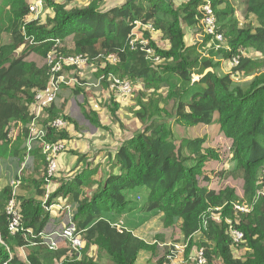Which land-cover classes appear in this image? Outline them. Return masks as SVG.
<instances>
[{"label": "trees", "instance_id": "1", "mask_svg": "<svg viewBox=\"0 0 264 264\" xmlns=\"http://www.w3.org/2000/svg\"><path fill=\"white\" fill-rule=\"evenodd\" d=\"M31 1L0 0V159L14 158L20 165L28 154L33 166L14 176V182H19L16 189L11 184L0 189V264H24L15 254L16 247L27 249L28 264H99L98 257L88 253L91 247L105 253L110 264H135L139 252L153 253L156 246L119 225L121 217L133 213L143 220L155 217L166 228L179 224L189 240L200 232L203 238L196 245L203 248L204 264L216 260L264 264V66L242 55L252 49L264 56V0H242L248 21L241 26L230 0H209L225 46L205 49L207 56L199 51L201 46L186 43L184 29L197 25V8L204 0L180 5L172 0H123L103 10V0L84 5L80 0H40L42 8L52 14L44 21L34 18ZM152 32L168 47H158ZM136 35L139 39L134 41ZM147 49L159 58V67ZM49 54L54 55L51 64L46 60ZM77 55L93 67L97 79L103 76V86H108L109 74L140 86L135 97L138 109L133 112L140 129L122 141L104 177L96 178L99 166H90L78 155L84 167L48 196L47 204L62 197L75 206L72 221L84 241L80 257L66 246L50 250L37 236L26 240L24 231L11 234L6 212L9 200L14 199L24 229L38 233L47 227L49 213L42 206L46 155L39 145L27 151L25 142L34 118V98L48 84L51 66L59 58ZM109 55L116 60L109 61ZM234 55L240 57L239 72L255 73L246 85L215 71L216 56ZM30 56L41 62L29 60ZM61 64L59 73L73 71L74 78L78 77V67ZM193 76L198 79L192 81ZM73 86L74 94L85 96L76 82ZM86 105H80L84 119L97 128L105 127L98 112ZM113 105L110 112L117 121ZM56 118L66 121V126H76L65 114L64 104L53 102L38 119L46 130L44 141L71 138L66 126H50ZM177 124L218 125L229 141L227 160L233 168L228 175L242 178L243 198L233 188L215 191L202 185L210 182L213 173L206 167L219 160V153L204 147L205 137H178L173 129ZM137 188L141 203L135 207L136 201L127 195ZM31 189L34 196L18 194V190ZM236 204L251 209L241 212L234 208ZM231 229L243 233L238 243L233 242ZM157 237L162 239V235ZM158 264H169V259L163 256Z\"/></svg>", "mask_w": 264, "mask_h": 264}, {"label": "rangeland", "instance_id": "2", "mask_svg": "<svg viewBox=\"0 0 264 264\" xmlns=\"http://www.w3.org/2000/svg\"><path fill=\"white\" fill-rule=\"evenodd\" d=\"M123 0H103L102 10L108 9L114 5H117ZM175 5H180L186 0H172ZM79 2V1H78ZM82 4L88 3L87 0H80ZM242 0H230L231 6L234 10L235 19L239 26L245 24L248 19L242 12ZM52 15L46 7L43 6L41 12L38 14L37 19L41 21L45 20L47 15ZM35 18V15H33ZM187 28L185 27V33H187ZM189 29V28H188ZM196 29V32L200 29ZM195 31L191 32L194 33ZM151 37L155 41L156 45L160 48H167L168 45L166 41L160 38V35L156 32H152ZM195 43L200 44L199 40H202L196 33L193 36ZM225 43L223 42V47ZM202 45L201 48L202 49ZM243 56L249 57L254 60H259L261 66H264V56L259 55L255 51L247 50L242 53ZM29 60H34L40 63V59L36 56H30ZM224 59L220 56L215 57V61L218 62V66L215 71L221 75L230 74L233 78L235 84L246 85L255 76L253 74H243L239 72L236 67L232 69L226 68L227 66H222L221 63ZM159 62H157L156 67H159ZM76 83L80 86L85 96L82 94H74L71 88H74L73 80L72 84L64 86V88L59 92L54 103L56 106L64 104V111L69 117H71L75 122L76 126H70L71 129V139L68 142L69 148L66 149L64 154H68L70 150H75L78 155L85 153L86 158L91 159L92 165L100 162L99 166V178L104 177L108 168V163H112V157L116 149L120 146L122 141L129 136H131L135 131L140 129V124L134 117V110L138 109L135 97L136 92L139 91L140 86L132 85V91L130 94H120L113 92L110 86H103L99 80L94 76V69L91 65L86 62L77 64ZM264 71V68H263ZM66 77H74L73 71H63ZM193 78L198 79L197 76ZM82 81V82H81ZM86 100V101H85ZM87 103V107H91L93 110L97 111L101 123L105 126L102 128H97L84 119L80 111V105ZM114 104L117 106V117L118 120H113L112 114L110 112L111 108H114ZM174 132L178 137H205L206 141L204 147H211L219 153V160L209 162L206 169L213 173L211 180L208 183L202 182V185H208L210 189L218 191L225 187L233 188L236 194L243 198L242 185L243 181L240 176H234L229 173L233 168V164L228 162L229 157V141L227 140L225 134L220 130L218 125H198L196 127H185L183 125H174ZM71 154V153H70ZM61 153L58 155V171L55 176L49 181L47 188L50 194L54 193L55 189L65 182V179L71 178L74 172V166L71 167L67 161L69 160L66 156H62ZM69 155V154H68ZM72 157V155H71ZM63 158V160H62ZM71 161V160H70ZM17 160L13 158L11 162L2 161L0 164V187L7 184H11L13 180L14 173L19 168L17 167ZM76 163V162H75ZM30 165L28 162L27 166ZM24 169H27V168ZM80 167V166H78ZM7 169L8 172L5 170ZM222 172L221 175L219 173ZM8 177V178H7ZM140 189H134L128 192L127 198L131 201H136L133 205L135 207L140 206ZM20 191H18V194ZM26 195V194H23ZM34 196V193L31 192ZM62 199V197H60ZM123 216V215H121ZM214 219H217V215H214ZM118 218V217H117ZM115 218V220L117 219ZM143 216H138L135 213L126 214L120 218L119 224L132 227L138 230L142 238L146 239L150 243H154L156 248L153 253L149 251H141L138 254L135 264H158V259L165 256L169 259V264H199L198 256L200 253V247L196 245L200 239L203 238L200 232L194 234L191 240L186 239L181 232V226L176 224L174 227H164L160 221L151 217L148 220H143ZM157 235H162V239L158 238ZM143 239V240H144ZM144 240V241H146ZM192 242V244H190ZM202 248V247H201ZM241 250H244L241 247ZM88 253L95 257H98L99 264H110L108 257L105 253L98 251L95 247L88 249ZM213 264H223L221 261L216 260Z\"/></svg>", "mask_w": 264, "mask_h": 264}, {"label": "built area", "instance_id": "3", "mask_svg": "<svg viewBox=\"0 0 264 264\" xmlns=\"http://www.w3.org/2000/svg\"><path fill=\"white\" fill-rule=\"evenodd\" d=\"M41 9H42V2L40 0L31 1L30 11L33 15L38 16V14L41 12ZM197 11L199 14V18L196 28L198 27L200 31H198L196 35H199L200 38L202 37V40L201 41L199 40V42L202 43L197 44L193 42V44H196L198 46L202 45L203 50L200 49L199 51H201L202 55L207 56V50L205 49L214 48L216 50L220 47H223V42H224L223 33L219 30L216 21V15L209 0H204V2H202L198 6ZM149 28L150 26H148L147 29ZM137 39H139L138 35L134 37V41ZM147 54L153 60L155 65L157 64V62H159V58L153 54V51L151 49H147ZM107 59L111 62H114L116 60L114 55H109ZM46 60L48 61V64H51L54 61V55L49 54ZM59 61L60 62L53 63V65L50 68L51 75L48 84L44 89L38 91L34 98V105L32 107L34 118L28 126L30 136L26 140L25 146H26V150L30 151L34 146L39 145L41 147V152L46 155L47 167H46L45 180L47 181V185L45 187L44 197L42 198V206L44 207L45 211L49 213L50 222L52 220V216L53 215L55 216L57 212L61 210L64 211V221L61 223V225L57 227H52L49 229L46 228L38 233H33L31 230L24 229L22 227L20 222V215L16 208L17 205L14 199L9 200L6 206V212L10 217V221L8 223V229L11 234L24 231L23 236L26 240L37 236L38 238L41 239L40 240L41 243L50 250H55L59 248L60 243L63 242L64 245L70 251H73L77 257H80L81 251L84 246V241L81 239L80 235L76 233L75 225L72 221L75 207L72 204H69L60 198H56L54 202L47 204V199L50 193L47 186L49 185V181L55 176V173L58 171V155L67 149V143L66 141H54V142L44 141L43 138L46 135V130L43 129V126L42 124L39 123L38 119L44 114V109L55 101L57 95L61 90V85L68 86L72 84L73 80H75L74 83L76 82V79L74 77L69 78L66 77L64 73H59L62 70L61 61L69 64L70 66L73 65L76 67L79 66L77 64L85 62V60L78 55L70 56L64 59L59 58ZM239 61H240V57L238 55H234L231 58L224 59L221 65L222 66L225 65L227 66L226 68L232 69L239 65ZM102 79L103 76L99 77L97 80L101 82ZM107 82H108V87L110 86L113 92L120 94H130L132 91V86L128 81L120 79L112 74H109L107 76ZM50 126L56 129H60L66 126V121H64L61 118H56L51 122ZM29 159L30 157L27 154L23 158V161L20 163L16 176H20L22 170L27 166ZM262 174L264 175V170L262 171ZM18 183H19L18 181L14 182V180H12L11 185L14 187V189H16ZM261 193L264 194V188L261 191ZM234 208L241 212H248L249 209H251V206L249 208V205L236 204L234 205ZM230 235L233 242L235 243H238L243 238V233L238 230L231 229ZM20 248L23 249L22 247ZM199 251L200 253L198 256V262L199 264H204L205 257H204L203 248H200ZM24 256L25 259L23 260V263L28 264L26 255ZM4 264H8V261Z\"/></svg>", "mask_w": 264, "mask_h": 264}, {"label": "crops", "instance_id": "4", "mask_svg": "<svg viewBox=\"0 0 264 264\" xmlns=\"http://www.w3.org/2000/svg\"><path fill=\"white\" fill-rule=\"evenodd\" d=\"M189 28V29H188ZM187 28V33H186V36H185V39H186V43L188 44V45H190V44H193V42H194V40H193V36H194V34L195 33H197L196 32V29L194 30V28H196V26H194V27H188ZM193 31H195L194 33H191V32H193ZM63 88H61V90H62ZM61 90H60V92H61ZM70 126H72L71 124H68L67 126H66V129L69 131V133H70V137H71V129H72V127L70 128ZM72 138V137H71ZM70 138V139H71ZM69 139V140H70ZM69 140H67V141H69ZM66 141V143H67V149L69 148V145H68V142ZM71 153V154H70ZM63 153H61V155H62ZM69 154V155H68ZM68 154H64V155H62L63 157L64 156H66L69 160L67 161V163H69L70 164V166L71 167H73L74 168V172L76 173L77 171H79V170H81V168L82 167H84V163H81V162H78V154L75 152V150H70L69 152H68ZM71 155H72V157H71ZM81 155V153L79 154V156ZM83 158H84V160H88L89 161V164H90V166H95V165H98V166H100L101 165V163L100 162H98V163H96V164H94V165H92V162H91V159H87L86 158V155H85V153H82V155H81ZM59 158V157H58ZM13 160V158H10V159H5V160H1L0 159V164H1V162L2 161H5V162H11ZM62 160H63V158H62ZM71 160V161H70ZM18 161V160H17ZM76 162V163H75ZM78 166H80V167H78ZM19 167V164H18V162H17V167L16 168H18ZM32 165H31V163H30V165L27 167V169H32ZM18 170V169H17ZM17 170H16V172L14 173V176L16 175V173H17ZM6 172H8L7 171V169L5 170ZM13 176V177H14ZM100 175H99V171H98V173H97V175H96V178H98ZM8 178V177H7ZM0 181H1V179H0ZM2 187H0V189H1ZM18 191H20V193H19V195H23V194H26V195H31V192H33L34 193V190L33 189H31V190H29V191H26V190H18ZM64 200V199H63ZM74 206V205H73ZM75 207V206H74ZM64 221V211H59V212H57V214L54 216H52V220H51V222L49 221L48 222V224H47V229H49V228H52V227H57V226H59V225H61V223ZM125 228H127L128 230H131L132 231V233L134 234V235H136L137 237H139V238H141V239H144V238H142V236H141V234H139L138 233V230H135L134 228H132V227H126L125 226ZM144 240H146V239H144ZM147 241V240H146ZM148 242V241H147ZM65 245H64V243L62 242V243H60V245H59V248H63ZM15 254L18 256V258L21 260V261H23L24 259H25V256L24 255H27V249H25V248H23V249H21L20 247H16L15 248Z\"/></svg>", "mask_w": 264, "mask_h": 264}, {"label": "water", "instance_id": "5", "mask_svg": "<svg viewBox=\"0 0 264 264\" xmlns=\"http://www.w3.org/2000/svg\"><path fill=\"white\" fill-rule=\"evenodd\" d=\"M195 80V78H192V81H194Z\"/></svg>", "mask_w": 264, "mask_h": 264}]
</instances>
